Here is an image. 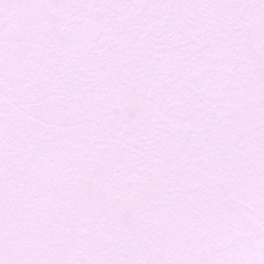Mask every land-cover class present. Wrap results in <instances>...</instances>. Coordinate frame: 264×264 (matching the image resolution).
Segmentation results:
<instances>
[{
    "label": "snow or ice",
    "instance_id": "obj_1",
    "mask_svg": "<svg viewBox=\"0 0 264 264\" xmlns=\"http://www.w3.org/2000/svg\"><path fill=\"white\" fill-rule=\"evenodd\" d=\"M0 264H264V0H0Z\"/></svg>",
    "mask_w": 264,
    "mask_h": 264
}]
</instances>
